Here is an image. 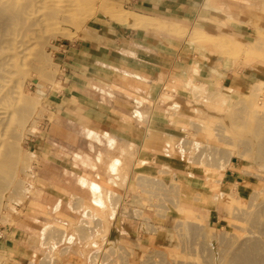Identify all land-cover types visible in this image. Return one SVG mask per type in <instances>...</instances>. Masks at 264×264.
<instances>
[{
    "label": "crops",
    "instance_id": "obj_1",
    "mask_svg": "<svg viewBox=\"0 0 264 264\" xmlns=\"http://www.w3.org/2000/svg\"><path fill=\"white\" fill-rule=\"evenodd\" d=\"M122 1L132 28L60 46L0 264H221L254 202L264 0Z\"/></svg>",
    "mask_w": 264,
    "mask_h": 264
},
{
    "label": "rangeland",
    "instance_id": "obj_2",
    "mask_svg": "<svg viewBox=\"0 0 264 264\" xmlns=\"http://www.w3.org/2000/svg\"><path fill=\"white\" fill-rule=\"evenodd\" d=\"M130 16H134V13L125 9V3L122 0H91L89 5L76 10L73 23L60 22L52 27L51 37L43 51L42 64L45 67L43 73L33 71L27 63L25 73L17 80V89L30 104V110L23 127L19 130V160L6 172L9 180L0 198V226L5 224L13 211V204L18 200L16 195L20 194L24 172L31 165V158L25 145V135L30 127L37 125V120L43 113V99L46 92L56 85L61 76L56 56L61 52L60 46H66L70 44V40L78 37L89 36L93 39L94 36L104 33L111 24L124 28L127 25L132 28L128 25L131 21H125V18ZM252 173L256 181L254 202L249 209L245 205H236L238 218L232 222L233 229L229 233L234 236L231 240L221 242L223 246H226L223 248L227 249V251L223 249L221 264H231L230 262L240 253L239 251L246 249V246L248 247L251 243L253 253L255 251V255L261 258L260 263L264 264V165ZM238 236L242 237V240L238 239ZM197 264L200 263L197 262ZM248 264H254L253 260Z\"/></svg>",
    "mask_w": 264,
    "mask_h": 264
},
{
    "label": "bare ground",
    "instance_id": "obj_3",
    "mask_svg": "<svg viewBox=\"0 0 264 264\" xmlns=\"http://www.w3.org/2000/svg\"><path fill=\"white\" fill-rule=\"evenodd\" d=\"M90 3L91 0H0V198L9 180L7 169L19 160V130L30 110V104L18 92L17 80L25 73L27 63L35 72L45 71L43 51L52 27L60 22L73 23L76 10ZM135 18L126 17L125 21ZM252 260L261 264L251 243L230 263L248 264Z\"/></svg>",
    "mask_w": 264,
    "mask_h": 264
}]
</instances>
